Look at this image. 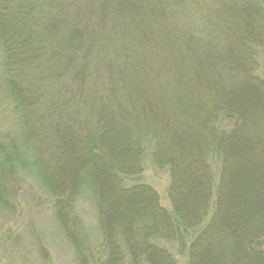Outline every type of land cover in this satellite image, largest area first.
I'll use <instances>...</instances> for the list:
<instances>
[{
    "label": "trees",
    "instance_id": "trees-1",
    "mask_svg": "<svg viewBox=\"0 0 264 264\" xmlns=\"http://www.w3.org/2000/svg\"><path fill=\"white\" fill-rule=\"evenodd\" d=\"M0 60V206L34 171L81 264L83 192L102 264H264L263 0H0Z\"/></svg>",
    "mask_w": 264,
    "mask_h": 264
},
{
    "label": "rangeland",
    "instance_id": "rangeland-1",
    "mask_svg": "<svg viewBox=\"0 0 264 264\" xmlns=\"http://www.w3.org/2000/svg\"><path fill=\"white\" fill-rule=\"evenodd\" d=\"M259 63L260 75L264 78L261 60ZM3 90L0 102L5 104L8 95L5 94V88ZM217 166L219 164H216V169ZM141 167L138 176L124 181V185L148 186L156 193L160 206L170 211L168 168L156 166L149 151L144 152ZM216 169L214 174L217 178ZM18 177L20 190L14 189L12 192L14 183L8 185L6 205L0 206V264H81L76 253L79 249L60 227L56 219L54 200L41 188L36 173L33 171ZM73 215L77 219V230L82 235L80 238L87 252L84 257H89L85 259V263L102 264L105 261L103 232L90 193H82L76 202ZM187 247V240L185 246L180 241L172 246L176 264H187Z\"/></svg>",
    "mask_w": 264,
    "mask_h": 264
}]
</instances>
